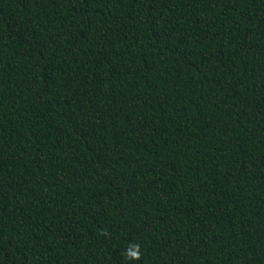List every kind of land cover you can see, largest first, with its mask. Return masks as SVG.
Returning <instances> with one entry per match:
<instances>
[{"label": "trees", "instance_id": "trees-1", "mask_svg": "<svg viewBox=\"0 0 264 264\" xmlns=\"http://www.w3.org/2000/svg\"><path fill=\"white\" fill-rule=\"evenodd\" d=\"M0 264H264V0H0Z\"/></svg>", "mask_w": 264, "mask_h": 264}]
</instances>
